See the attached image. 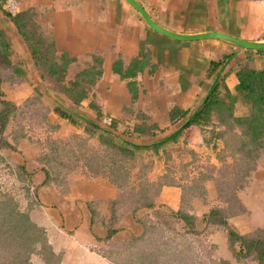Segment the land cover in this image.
I'll return each mask as SVG.
<instances>
[{
  "label": "crops",
  "instance_id": "1",
  "mask_svg": "<svg viewBox=\"0 0 264 264\" xmlns=\"http://www.w3.org/2000/svg\"><path fill=\"white\" fill-rule=\"evenodd\" d=\"M136 1L153 21L175 33L216 31L246 40L264 39V0ZM16 2L18 12H33L35 23L47 40L54 41L57 52L72 58L66 80L75 78L85 68L101 72L93 82L82 81L87 94L77 109L80 120L90 119L104 127L100 123L102 118L110 117L115 133L139 144H150L144 151L156 157L153 174L167 170L166 156L170 153L168 165L175 179L172 185L161 187L153 207L125 211L111 223L110 202L121 190L108 177L70 175L69 183L62 188L45 178L39 146L33 143L30 134L19 137L15 149H0L11 166H23L27 175L24 180L31 190L29 194H33L25 209L31 220L44 229L51 250L60 256L58 264H118L116 242L125 249L133 238L144 233L145 225L155 219V212H176L181 208V186L190 185L203 175L205 198H195L187 211L195 216L196 228L210 232L213 239L220 238V242L214 240L220 257L230 260L232 254L227 250L225 229L199 225L212 206H225L214 189L216 175L208 171V167L218 169L221 165L218 155L223 152L224 143L215 136L218 128L212 135L209 132L212 125L206 126L208 130L203 135L199 127L187 125L175 142L165 143L156 150L151 145L173 134L187 118H172V108L190 112L219 78L233 91L237 67L247 63L264 69V52L216 38H171L151 28L126 0ZM11 24L10 35H18ZM18 36L15 35V40L24 42ZM221 59L223 63L212 71L210 61ZM26 69L24 79L15 82L25 92L41 81L35 67ZM66 102L71 104L69 99ZM245 111L246 107L236 104L235 115L241 116ZM48 117L59 126L55 134L62 139H69L72 134L85 135L84 123L73 124L53 113ZM136 125L145 127V132H134ZM7 139L12 143L11 138ZM185 153L187 159L181 158ZM180 158L186 163L183 169L178 166ZM235 195L242 208L227 217L229 226L239 235L264 232V147L255 169ZM89 203L95 210L94 216ZM111 228L116 232L109 238Z\"/></svg>",
  "mask_w": 264,
  "mask_h": 264
},
{
  "label": "trees",
  "instance_id": "2",
  "mask_svg": "<svg viewBox=\"0 0 264 264\" xmlns=\"http://www.w3.org/2000/svg\"><path fill=\"white\" fill-rule=\"evenodd\" d=\"M5 1L0 0V10L9 17L18 34L28 46L32 66L39 71L43 81L53 83L51 86L47 84L44 87L43 84H40L36 88L39 94L47 95L54 103L47 111L51 110L73 124L84 123L83 134L85 135L72 134L69 139L50 140L53 145H50V150L44 152L43 158L40 159L45 178L65 188L68 184L63 181L65 176L68 181H70V175L108 177L121 190L119 196L110 202L111 216L109 219L111 223L115 222L118 216L125 211L134 212L139 208L153 207L161 187L172 185L175 180L171 165H168L170 153H167L169 157L165 155L167 170L164 173H157L152 177L145 178L146 172H151L153 169L154 159L144 162L145 156L151 155L144 151L150 144H139L130 141L126 136L115 133L114 123L108 128H104L93 120L83 118L85 122L80 120L77 109L87 94L82 81L93 82L101 72L94 70L95 68H85L75 78L66 80L67 66L72 58L64 52L60 54L57 52L54 41L47 40V36L40 31L39 26L35 23L31 10L10 15L4 9ZM11 50L5 30L0 28V65L7 63L13 68L7 74L0 71V149H15V141L19 137H23L24 134L15 131L11 143L4 133L7 124L15 117V111L19 109V106L5 98L2 83L4 81H21L27 74V69L22 67L20 62L12 64ZM257 52H264V50ZM230 56L231 54L225 56V59ZM223 61L224 59L210 61L211 70L214 71ZM235 76L237 83L233 91L219 78L213 83L201 103L190 112L179 110L176 107L172 108V118L177 116H187V118L173 134L151 146L153 150H156L165 143L175 142L187 125L199 127L203 135L208 130L206 126L212 125L209 130L212 135V131L214 132L215 128H218L215 136L222 139L224 143V150L219 154V161L222 165L227 162L228 157L234 159V169L232 178L222 179L224 181H221L219 177L214 178L217 197L225 203V206H212L203 216V224L205 227L220 226L225 229L228 248L235 258L254 259L258 261V264H264V232L257 230L250 235H239L227 223V217L242 208L235 193L243 187L251 171L255 169L259 152L264 147V69L252 67L247 63L241 64L237 67ZM67 99L71 101V104H67ZM28 101L30 100L24 103ZM237 103L246 107L245 113L241 116L234 113ZM57 127L58 125H54V128ZM133 131L142 133L145 132V127L136 125ZM140 153H142L140 158L142 160L138 162L136 159ZM66 155L72 156L76 161L65 160ZM184 155L181 158L187 159V154ZM79 156L83 158H79ZM183 159L179 161V169L185 168L186 163H182ZM0 161L9 167L1 154ZM77 161L81 162L79 168L71 165ZM135 167L137 177L143 176L140 182H133L130 179L131 169H135ZM14 169L12 168V174L17 172L22 179L27 176L24 175L23 166L16 167V172ZM225 172L224 169L221 171L223 177L226 175ZM203 176H199L190 185L181 186L183 190L181 208L176 212H171L172 216L182 223L181 227L186 233L200 232L195 226V216L187 210L192 208L191 204L195 198H205ZM197 184L202 188V194L185 195L193 188L191 186ZM25 187L28 192L29 187ZM87 205L94 216L95 210L92 205L90 203ZM20 208L11 197L0 194V264H32L30 257L34 253H38L45 264H58L60 256L51 250L44 229L31 220L26 210ZM156 215L158 216V211L155 212ZM115 232V229L111 228L109 238ZM135 240L132 239L129 244H126L125 249ZM141 264L143 263L141 262Z\"/></svg>",
  "mask_w": 264,
  "mask_h": 264
},
{
  "label": "rangeland",
  "instance_id": "3",
  "mask_svg": "<svg viewBox=\"0 0 264 264\" xmlns=\"http://www.w3.org/2000/svg\"><path fill=\"white\" fill-rule=\"evenodd\" d=\"M11 23L12 22L9 17L4 15V13L0 10V28L5 30L6 36L11 44L12 50L10 57L12 59V64L15 65V62H20L22 67L28 68L30 66L33 69L32 59L26 43L22 41L17 42L15 40V35L18 36L19 34H15L14 36L10 35L12 26ZM18 37L22 38L20 35ZM12 69V66L7 63L0 65V71L3 74L9 73ZM40 80H42L41 77ZM5 82L6 83L2 88L5 98L10 100L13 104L19 106V109L15 111V117L7 124L6 129L4 130L5 136L12 139L15 131L16 133L21 132L30 134L33 143L39 146L38 156L42 159L44 152L50 150L49 147L52 144L50 143V140L61 138L59 135L55 134L59 126L54 128V125H57V123L55 121L52 122L48 117L50 113L55 114L51 110L47 111V109L52 107L54 103L47 95L43 93L39 94L36 90L37 87H33L32 89L30 88L29 91L26 90L25 92V90L16 86V81ZM40 84H43V87L47 84L50 86L51 84L53 85V83H48L43 80L40 81L38 85ZM46 92L48 93V91ZM27 100L30 101L24 103ZM55 115L58 116L57 114ZM141 155L142 153H140V156L137 157L136 161L139 162L142 160H140ZM1 157L4 158L2 155ZM79 158L83 157L79 156ZM219 158L220 157H218V159ZM40 159L39 161H41ZM144 159V162H148L150 159H154L155 161L156 157L154 155H148L145 156ZM65 160L71 162L76 161L72 156H67ZM233 161L234 159H230L228 157L227 162L220 165L218 170L213 167H208V171L210 173H215L216 178L219 177L221 181L232 178V171L234 169ZM6 162L8 163V161ZM80 164L81 162L77 161L71 165H75L77 168ZM131 164L133 163L131 162ZM12 168H15L14 171L16 172V167L11 166L10 164L9 167H6L5 164L0 161V194L11 197L14 201H16V203H18L21 207L20 209L26 210L25 203L33 194H29L31 190L28 192L25 190V186H27L26 180L22 179L17 172L12 174ZM221 169L226 171L225 177H223ZM136 172V167L135 169H131L132 176L130 179L133 182H140L143 176L137 177ZM152 172L153 169L151 172L147 171L145 178L154 176L155 174ZM64 178L65 179L63 181H65V183H69L68 179H66L67 176ZM198 185L199 184L191 186L193 188H191L188 191L189 193L185 195L197 196L202 194V188ZM196 186L198 187L196 188ZM214 189L217 192L215 184ZM204 194L205 191L203 195ZM171 212L172 211L167 210L160 213L158 212V216L156 215L152 222H148L147 226L145 225V232L143 231L144 234L140 237L133 238L136 240L125 250L122 249V245L120 246L116 242L115 251L121 252L120 254L116 253V260L119 262L118 264H141V262L143 264H253L250 259L245 260L235 258L229 248L227 250L232 254L231 259L228 261L221 259L220 250L217 248V244L214 243V240L215 242H220L219 237H215V239H213V236L210 237L209 235L210 232L203 233V231H200L199 228H197V230L200 231L199 233L184 232L181 227L182 223L174 218ZM202 223L203 222L199 224L200 227L202 226ZM30 258L32 264H40V257L38 256V253L32 254Z\"/></svg>",
  "mask_w": 264,
  "mask_h": 264
},
{
  "label": "water",
  "instance_id": "4",
  "mask_svg": "<svg viewBox=\"0 0 264 264\" xmlns=\"http://www.w3.org/2000/svg\"><path fill=\"white\" fill-rule=\"evenodd\" d=\"M131 6H133L145 20V22L154 30L169 36L171 38L179 39V40H195V39H204V38H216L236 46L252 49V50H264V39L263 40H246L242 38H238L229 34L221 33V32H205V33H197V34H179L172 31H169L160 25H158L155 21H153L150 16L147 14L145 9L136 1V0H126Z\"/></svg>",
  "mask_w": 264,
  "mask_h": 264
},
{
  "label": "built area",
  "instance_id": "5",
  "mask_svg": "<svg viewBox=\"0 0 264 264\" xmlns=\"http://www.w3.org/2000/svg\"><path fill=\"white\" fill-rule=\"evenodd\" d=\"M4 9L8 14L10 15H15L18 12V4L16 0H6L4 3ZM101 125L104 127H109L111 126L112 120L110 117H104L101 120Z\"/></svg>",
  "mask_w": 264,
  "mask_h": 264
},
{
  "label": "clouds",
  "instance_id": "6",
  "mask_svg": "<svg viewBox=\"0 0 264 264\" xmlns=\"http://www.w3.org/2000/svg\"><path fill=\"white\" fill-rule=\"evenodd\" d=\"M18 13V12H17ZM112 124V123H111Z\"/></svg>",
  "mask_w": 264,
  "mask_h": 264
}]
</instances>
